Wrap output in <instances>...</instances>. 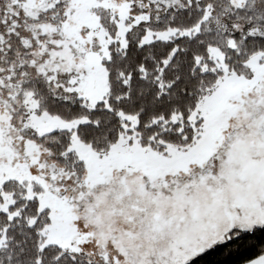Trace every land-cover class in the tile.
<instances>
[{
	"label": "snow or ice",
	"instance_id": "snow-or-ice-1",
	"mask_svg": "<svg viewBox=\"0 0 264 264\" xmlns=\"http://www.w3.org/2000/svg\"><path fill=\"white\" fill-rule=\"evenodd\" d=\"M0 264H264V0H0Z\"/></svg>",
	"mask_w": 264,
	"mask_h": 264
}]
</instances>
